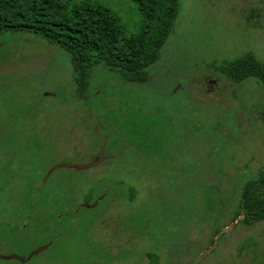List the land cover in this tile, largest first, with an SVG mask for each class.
<instances>
[{"label": "rangeland", "instance_id": "rangeland-1", "mask_svg": "<svg viewBox=\"0 0 264 264\" xmlns=\"http://www.w3.org/2000/svg\"><path fill=\"white\" fill-rule=\"evenodd\" d=\"M96 1L126 37L139 32L133 1ZM177 3L174 32L146 83H124L98 65L85 97L59 45L31 32L0 34V170L12 161L17 190L33 183L43 201L54 194L58 222L44 239V223L23 220L28 233L16 234L8 227L20 203L1 193L0 239L10 245L0 264H18L14 256L51 237L52 247L26 264H95L97 256V264H148V252L158 264H264V221H236L232 201L264 167V86L208 69L243 53L264 62V0ZM100 148L104 163L62 167L89 164ZM13 180L0 175L1 188ZM133 208L131 226L144 230L126 226ZM94 231L104 249L91 241Z\"/></svg>", "mask_w": 264, "mask_h": 264}, {"label": "trees", "instance_id": "trees-1", "mask_svg": "<svg viewBox=\"0 0 264 264\" xmlns=\"http://www.w3.org/2000/svg\"><path fill=\"white\" fill-rule=\"evenodd\" d=\"M131 1L138 8L140 29L130 37L124 35L119 19L111 10L96 0H84L71 6L61 0H0V34L31 32L63 48L70 57L76 91L80 97L89 95L90 73L98 65L117 73L124 83L141 85L146 83L147 70L159 60L161 50L174 32L179 6L177 0ZM254 16L257 14L252 11L247 18L250 21ZM208 69L236 84L251 79L264 86V62L258 61L252 53H243ZM0 156L5 154L0 153ZM11 164L12 161L10 164L5 162L0 175L11 174L14 182L11 181L7 190L6 186L1 188L0 185V194L6 193L8 198L17 197L18 201L40 199L49 205L54 194L51 193L47 201H43L37 194L40 186L34 189L33 183L29 184V188L23 185L18 192L14 175H19L20 170L11 167ZM128 193L127 201L131 203L135 199L134 188L129 187ZM87 196L91 197V194ZM232 201L235 219L243 215L238 222L251 226L264 221V167L258 171L255 179L240 186L237 195L232 194ZM27 210L20 206L15 216H23ZM48 210L43 208L49 221ZM129 212L125 217L128 229L144 230L145 223H142L143 226L139 224L136 229L131 226L138 213L137 208ZM44 223L50 233L49 222ZM241 249L245 250L243 246ZM144 256L148 264H158L156 254L148 252ZM100 259L97 256L94 263H99Z\"/></svg>", "mask_w": 264, "mask_h": 264}, {"label": "flooded vegetation", "instance_id": "flooded-vegetation-1", "mask_svg": "<svg viewBox=\"0 0 264 264\" xmlns=\"http://www.w3.org/2000/svg\"><path fill=\"white\" fill-rule=\"evenodd\" d=\"M106 159H107V156H104V153H103L102 149L100 148V150L96 153V155L91 156L89 164H84V165H91V164L96 165L98 163L102 164L106 161ZM76 170H79V169H76ZM81 170H84V169H81ZM22 189H23V186L21 187V189L20 188L18 189V192H20V190H22ZM34 189H37V188L34 186ZM17 203H20V206L27 208L28 210L24 212L23 216L22 215H20L19 217L14 216L12 218V220H11L12 223L9 224V227H8L10 230L12 228V231H14L16 234H18L20 236L26 234L27 230L25 231L24 228H22V227L16 228V226H18V224H20V222L23 220L29 221V222H34L36 224H41V223L43 224L44 222H49V232H52L55 230V228H56V222L55 221L57 219L56 218L57 216H54L52 211L54 208L57 209V203L54 201L53 198H52V200L49 201V205H46L45 203L43 205V202L40 201V199L28 200V201H19V202L17 201ZM43 208L49 209L48 210V213L50 215L49 221L47 220V216H46L47 211L45 213H43ZM3 226H4V224H3ZM47 230L48 229L46 227H44L42 229V233H43L42 239H44L46 234L48 233ZM31 233L32 232H30L29 235ZM94 234H95V231L90 236L91 241L93 243H95V245L98 244L99 245L98 247L100 250H101V248L104 249V246L101 243L96 242V240L94 238ZM35 235H37V234H35ZM37 236L39 237V235H37ZM53 243H54V237H51L48 240V242L46 241V243L41 244L40 248L37 251L29 252L28 254L24 255L23 257L22 256H19V257L14 256L13 259L16 260L18 262V264H26L32 259V257L37 255L38 253H41V252L46 251L49 248H51ZM12 244H15V243L11 242V246H12ZM7 245L8 246L10 245L9 241L7 242L6 240L0 239V248L1 249H6L8 247ZM0 258L2 259V255L0 256ZM55 261H56L55 259L50 258L51 264H56L57 262H55Z\"/></svg>", "mask_w": 264, "mask_h": 264}, {"label": "water", "instance_id": "water-1", "mask_svg": "<svg viewBox=\"0 0 264 264\" xmlns=\"http://www.w3.org/2000/svg\"><path fill=\"white\" fill-rule=\"evenodd\" d=\"M91 166H93V164H91V165H80V164H68V165H62V167H66V168H70V169H79V170H81V169H88V168H90ZM242 216H243V215L241 214V215L239 216V218H241ZM239 218H238L236 221H238Z\"/></svg>", "mask_w": 264, "mask_h": 264}]
</instances>
